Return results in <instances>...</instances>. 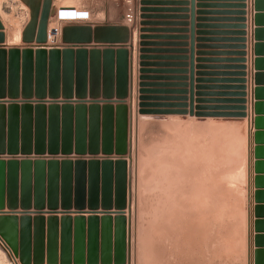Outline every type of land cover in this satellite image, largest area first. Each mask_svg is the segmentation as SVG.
Here are the masks:
<instances>
[{
  "label": "rangeland",
  "instance_id": "1",
  "mask_svg": "<svg viewBox=\"0 0 264 264\" xmlns=\"http://www.w3.org/2000/svg\"><path fill=\"white\" fill-rule=\"evenodd\" d=\"M110 1L52 0L53 18L48 19L47 34L52 28H59L60 35L56 41L45 44L48 47L61 44L64 28L85 26L77 24L90 21L89 14L86 21L59 24L56 13L60 8L75 7L97 14L103 13ZM114 1L119 10L123 6L125 15L129 9L133 15L131 23L125 21L126 26L120 27L134 33V86L130 88L128 82V88L122 90L114 87V83L108 84V93L100 96L105 92L100 87V95L97 90L92 97L88 88L84 100H106L111 95L112 100L118 101L121 95L125 96L123 104L85 102L79 111L77 105H72L71 117L66 124L62 122L60 133L58 119L45 120L51 105H44V111L36 113L39 104L35 103L38 101L35 96L27 99L33 102L30 108L21 103L22 82L18 104H9V95L0 100L5 102L0 104V164H4L0 180V204L4 206L0 211V226L10 236L0 233V264H36L41 262L37 257L41 254H44L43 264H50L47 261L51 256L47 247L50 230L54 232L58 228L61 245L66 220L72 225L69 264H76L79 256L75 246L79 222L86 227V242L97 239L100 250L95 252H99L100 260L110 259V264H243L244 217L234 191L242 185L233 182L238 173L228 175L235 164H227L234 159L236 151L232 137L222 136L215 126H197V145L191 154L194 164H174L176 159L180 163L188 159L184 154L188 150V125L156 121L154 117H190L204 122L241 119L236 114H246L247 0ZM31 19V10L22 0H0V34L4 36L0 50L22 52L39 46V25L31 42L23 39ZM16 26L21 29V42L8 44L12 33L17 31ZM126 44L117 45V49ZM8 78L7 71V94ZM26 113L30 119L24 120ZM38 125H41L39 131ZM51 125L53 131L57 129L60 151H26L29 137L24 133L30 131L32 149L42 143L43 138H36L38 135L44 136L43 146L45 143L48 147ZM65 125L70 150L62 153ZM40 159L87 164L84 193H79V197L76 192V175L68 183L67 201L63 199L66 185L61 179L55 187L57 194L50 193L48 180L43 186L37 185L35 178L30 180L25 174L29 170H24L23 164ZM104 163L114 166L111 181L103 174ZM88 164H99L97 178L89 176ZM76 201L82 208H78ZM42 237L45 248L36 249L35 244ZM107 238L112 242L111 250L101 248ZM12 239L16 248L12 247ZM28 242L31 249H23V244L27 246ZM88 254L86 247L85 256ZM57 264H61V257Z\"/></svg>",
  "mask_w": 264,
  "mask_h": 264
},
{
  "label": "water",
  "instance_id": "2",
  "mask_svg": "<svg viewBox=\"0 0 264 264\" xmlns=\"http://www.w3.org/2000/svg\"><path fill=\"white\" fill-rule=\"evenodd\" d=\"M31 10V22L27 28V32L23 34L24 41L31 42L34 38V32L36 27L39 25L38 30V38L37 43L39 46H36L35 50L32 48L23 50L22 52L19 50H12L7 53L4 49L0 50V100H3L6 95H9L11 101H8L9 104H18L16 101L17 97L19 96V87L20 82H22V97L24 100L21 102L24 104L25 107H29L33 103L30 100L33 96L37 98V105L36 113L44 111V105L46 101H44L47 97L53 101L50 103L51 106L49 107L50 110V118L51 121H57V116L60 110H63L64 113V123L66 124L71 117V110H72V98L75 97L78 99L77 102V110L79 111V107L82 104H85L84 98L88 95V81H89V94L92 97V94L100 88V76H101V53L99 50H92L90 53L84 47H79L76 51L72 48H65L63 51L58 50L57 48H50L49 51L46 50L47 46H43L48 41V34H47V22L51 14H53L52 10V0H22ZM39 20V24H38ZM0 29H2V25L0 24ZM63 43L65 44H80L86 45L92 42L96 44H107V45H123L128 42V33L127 29L120 26H97L94 29L88 26H71L66 27L63 29ZM4 42V36L0 34V44ZM120 57H123L122 60H119L115 65L113 61H109L106 63L109 70L104 69V75L106 78H109L111 81L114 77V69L116 66V70L118 72V86L119 89H126L128 88V53L125 49L117 50ZM90 54V62L88 63V55ZM105 58L108 54H114L112 49L106 50ZM77 55V61L74 62V57ZM9 72V81H10V90L8 94L6 93V72ZM76 74V91L74 90V75ZM113 82H109L110 86ZM63 85V86H62ZM107 88H105L106 94L108 93ZM110 90L112 88L110 87ZM97 94V96H98ZM101 96V95H100ZM59 97L65 99V105L60 108L55 100ZM125 96L118 97L121 101H116L114 103L123 104L124 101L122 98ZM97 98V97H93ZM4 101H0V104H4ZM94 105H98L99 101L93 100L91 102ZM107 105H112L111 95L106 97V101L103 102ZM244 110V108H243ZM31 112V111H30ZM29 112V113H30ZM40 114V113H39ZM42 116L44 113H41ZM27 113L24 114V120L30 119L27 118ZM38 115V114H37ZM237 118H246V114L241 112L236 114ZM51 125V131L49 134V145L45 147V143L43 146V142H45L44 136L36 138H43L41 145H37L35 149H32L31 141L32 135L30 131L28 133H24L25 136H28V147L26 151L35 153H44L48 151L49 153H58L60 150L58 147L59 137L55 131V128ZM25 127H27V122H25ZM53 129V130H52ZM68 131L67 126L65 125V130L63 132V138L61 139V143L63 148L61 149L63 152H68L70 148H68ZM38 140V139H36ZM39 141V140H38ZM89 170L88 174L91 178L98 177V169L99 164H88ZM23 169H28L27 177L32 180L35 178V182L37 185L43 186L48 180L49 184L52 187L51 194L56 192L55 187L59 184L61 179L62 184L66 185L63 199L67 201L70 199L69 194L70 190H68V183L71 184L73 175H76L77 179V188L76 192L80 197L79 193H84L85 187L83 185L84 180L87 175V164H80L76 162L73 164L68 161L58 162L57 160H50L45 161L44 159H40L32 163L29 161V164H23ZM104 176L105 179L111 181L110 178L112 177L111 163H104ZM75 170V171H74ZM4 164H0V180L3 178L4 175ZM88 176V175H87ZM82 186H81V185ZM43 192V190H42ZM44 193V192H43ZM1 197V192H0ZM79 197L77 200H79ZM77 202V201H76ZM69 203V202H68ZM78 203V202H77ZM78 208H82V206L78 203ZM4 206L0 204V211ZM55 222H57L55 220ZM58 223H52V225L56 226ZM66 225L62 227L61 231V245L58 242V228L53 232L50 230V234L48 237L47 247L50 250V255L48 257V263L50 264H57L59 262V258L61 257V264H69L71 260H69L68 254L71 253V232H72V225H69V221L66 220ZM5 225V224H4ZM76 239H75V246L76 251L79 256L77 257L76 264H85V259L87 257L88 264H98V263H111V260H107L106 258H99V251L100 246H98V240L93 239L90 240L88 243L86 242L85 238V225L82 222H79L76 226ZM0 228L1 234L4 237L9 236L8 232L4 229V226ZM257 229H260V226L257 224ZM43 230V229H41ZM128 244L130 246V226L128 227ZM14 237L15 235L12 234ZM10 237V236H9ZM99 237V236H98ZM109 238V237H108ZM104 239L103 243H101V248L104 250H111L112 249V242L110 239ZM121 243V242H117ZM255 246L258 250L254 253V264H264V249L260 247H264V238L256 237L255 239ZM12 247L16 248V245L12 239ZM88 248L89 254L85 256V249ZM119 247V244L118 246ZM23 249L30 248V243L23 244ZM36 249H44V237L41 238V241L36 242L35 244ZM59 249L61 251H59ZM60 256V257H59ZM38 259L41 262H35L36 264H43L44 263V254L41 256L37 255ZM129 264V263H128Z\"/></svg>",
  "mask_w": 264,
  "mask_h": 264
},
{
  "label": "crops",
  "instance_id": "3",
  "mask_svg": "<svg viewBox=\"0 0 264 264\" xmlns=\"http://www.w3.org/2000/svg\"><path fill=\"white\" fill-rule=\"evenodd\" d=\"M115 1L111 0L108 2L107 9L103 13H93L90 14V21L77 24L85 25L88 27L98 26H126L125 24V11L123 9H118L115 6ZM75 8V7H73ZM247 12H248V34H247V66H248V86H249V99L247 105V117L242 119H206L201 122L197 119L185 117L184 119L172 118L167 119L157 118L156 121H173L174 124H185L188 125L186 131L188 134V155L187 161L180 163L177 159L174 164H194L193 156H191L192 151H194L197 145V130L196 127H216L220 129V134L226 137H232L231 143L235 146L234 159L228 160L227 164H235L233 170L229 172V176L238 173L233 177V182L242 185L240 189H234L236 192V200L240 204L242 209V216L244 217L243 225V237H242V250L244 255L243 264H254V253L258 250L255 246L256 237L264 238V0H247ZM58 13V11H57ZM56 13V16H57ZM51 14L50 17H52ZM53 18V17H52ZM51 18V19H52ZM103 19L104 21H100ZM100 21V22H98ZM70 24V23H69ZM71 25V24H70ZM95 27H93L94 29ZM133 35L134 33L129 30L128 33V44L124 45V48L128 53V80L130 88L134 86V51L133 45ZM88 45L86 50L90 53L92 50H99L101 53V76H100V87L102 89L108 87L109 82L114 83V87L118 86V72L115 69L113 71L114 77L112 81L106 78L104 75V69L109 70L106 63L113 61L114 65L122 60L117 49V45H107V44H96L94 42ZM43 46H47L44 44ZM68 45L65 43L58 44L55 47L47 46L46 50L49 51L50 48H57L63 51ZM73 47V46H71ZM106 47V48H105ZM121 47V46H120ZM69 48V47H68ZM76 51L78 48H72ZM112 49L114 54H108L105 58V51ZM35 50V49H34ZM77 55L74 57V62L77 61ZM88 63L90 62V54L88 55ZM74 90L76 91V74L74 75ZM63 86V85H62ZM88 88L89 81H88ZM103 93L101 94V96ZM45 105H51V99L48 97L44 100ZM85 102L91 103L93 100H84ZM99 104L105 102L106 100H97ZM78 99L72 98L71 105H77ZM115 100L112 103L115 104ZM129 102V101H128ZM127 102V104H129ZM58 106L65 105L66 101L62 97L55 100ZM105 104V103H103ZM35 114L33 116L34 123L33 129L37 125ZM58 125L59 131L63 130L62 122L64 121V113L61 109L58 113ZM148 119V118H147ZM45 120L47 122L50 120V113L46 111ZM74 120L75 117H74ZM148 121H155L148 119ZM48 130V124L46 125ZM75 128V126L73 127ZM41 129V125H38V131ZM180 132V131H179ZM186 159L185 157L183 160ZM257 224L260 229H257ZM241 246V244H240ZM264 249V247H260Z\"/></svg>",
  "mask_w": 264,
  "mask_h": 264
},
{
  "label": "built area",
  "instance_id": "4",
  "mask_svg": "<svg viewBox=\"0 0 264 264\" xmlns=\"http://www.w3.org/2000/svg\"><path fill=\"white\" fill-rule=\"evenodd\" d=\"M76 8H60L58 10L57 16H56V22L59 24L63 23H74V22H83L89 19V13L86 11H83V17L76 13ZM125 21L127 23H131L133 21V15L131 10L129 9L127 14L125 15ZM60 35L59 28H52L50 32L48 33V41L53 42L56 41L57 38Z\"/></svg>",
  "mask_w": 264,
  "mask_h": 264
},
{
  "label": "bare ground",
  "instance_id": "5",
  "mask_svg": "<svg viewBox=\"0 0 264 264\" xmlns=\"http://www.w3.org/2000/svg\"><path fill=\"white\" fill-rule=\"evenodd\" d=\"M69 8H73V7H69ZM76 13H79L82 17H83V11H79V10H76ZM15 24V23H13ZM18 25V24H17ZM17 28V31L12 33V35L10 36V38L8 39V44H11V45H17V44H20L21 42V29L19 26H16ZM15 28V29H16ZM15 31V30H14ZM147 118V117H146ZM154 118H159V116H155Z\"/></svg>",
  "mask_w": 264,
  "mask_h": 264
}]
</instances>
